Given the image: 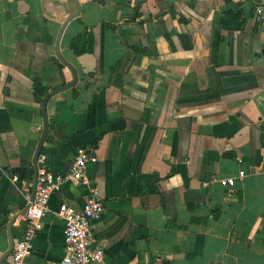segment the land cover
<instances>
[{
  "label": "crops",
  "instance_id": "crops-1",
  "mask_svg": "<svg viewBox=\"0 0 264 264\" xmlns=\"http://www.w3.org/2000/svg\"><path fill=\"white\" fill-rule=\"evenodd\" d=\"M79 5V8L76 4ZM254 0H0V264L24 230L45 94L47 168L78 148L106 264H264V16ZM44 94V95H45ZM243 177L238 178V173ZM227 178H236L234 185ZM88 191L50 196L27 264H60Z\"/></svg>",
  "mask_w": 264,
  "mask_h": 264
},
{
  "label": "built area",
  "instance_id": "built-area-1",
  "mask_svg": "<svg viewBox=\"0 0 264 264\" xmlns=\"http://www.w3.org/2000/svg\"><path fill=\"white\" fill-rule=\"evenodd\" d=\"M254 18L260 22L264 16V0H254ZM96 157L85 148H78L68 168L62 173H53L47 168L46 156H38L36 190L33 200L30 192L25 191L28 208L24 214V230L13 246L10 264H27L26 258L32 250L35 232L41 227V220L48 212L50 196L58 192L67 182H74L88 191V198L79 210L61 204L58 215L64 221V246L60 264H106L104 253L97 244L91 225L97 221L104 211L98 198V191L90 183L86 173L88 163L95 162ZM238 173V178L243 177ZM236 178H227L226 184L234 185Z\"/></svg>",
  "mask_w": 264,
  "mask_h": 264
},
{
  "label": "water",
  "instance_id": "water-1",
  "mask_svg": "<svg viewBox=\"0 0 264 264\" xmlns=\"http://www.w3.org/2000/svg\"><path fill=\"white\" fill-rule=\"evenodd\" d=\"M76 4H77V6L79 8V5H78L77 2H76ZM76 15L77 14L69 17L63 23L62 27L60 28V31H59V34H58V37H57V40H56V43H55V54H56V57L71 72L72 79H71V81L67 82L66 84H64V85H62L60 87H57V88L51 90L50 92H48L47 94H45L44 97H43V99H42V102H41L42 132H41L40 138L38 140V143H37V146H36L34 155H33V159H32V166H33L34 178H33V184H32V190H31L30 200H33L34 195H35V190H36V180H37V165H36V162H37L38 156L42 153V145H43L44 140L46 138V135H47V132H48V127H49L48 117H47V113H46V104H47L49 98L52 95L58 94V93H60V92H62L64 90H66V89L74 86L76 84V82H77V74H76V71L74 70V68L70 64H68L67 62H65L63 60V58H62V56L60 54V51H59V40H60L61 33L63 31V28L66 25V23L70 19H72L74 16H76ZM27 208H28V203H26V205H25V207L23 209V212H21L19 214V216H23L26 213ZM13 221H14V219H12L11 222L9 223V229H8V250L5 253L4 258L6 256H9L11 254L12 249H13V246H14V241H13L12 234H11V225H12Z\"/></svg>",
  "mask_w": 264,
  "mask_h": 264
},
{
  "label": "trees",
  "instance_id": "trees-1",
  "mask_svg": "<svg viewBox=\"0 0 264 264\" xmlns=\"http://www.w3.org/2000/svg\"><path fill=\"white\" fill-rule=\"evenodd\" d=\"M34 96L43 97L45 94V89L40 85V83L35 80L33 83V90Z\"/></svg>",
  "mask_w": 264,
  "mask_h": 264
}]
</instances>
